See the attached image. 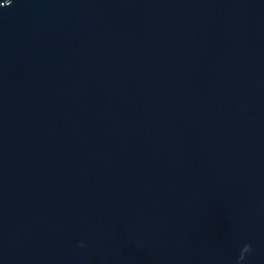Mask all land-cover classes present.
Here are the masks:
<instances>
[{
	"label": "water",
	"instance_id": "1",
	"mask_svg": "<svg viewBox=\"0 0 264 264\" xmlns=\"http://www.w3.org/2000/svg\"><path fill=\"white\" fill-rule=\"evenodd\" d=\"M0 264H264V0H0Z\"/></svg>",
	"mask_w": 264,
	"mask_h": 264
},
{
	"label": "clouds",
	"instance_id": "2",
	"mask_svg": "<svg viewBox=\"0 0 264 264\" xmlns=\"http://www.w3.org/2000/svg\"><path fill=\"white\" fill-rule=\"evenodd\" d=\"M81 246H85L84 245V241H81ZM251 252V245H245L244 248L242 249L241 251V254H240V257H239V260L240 261H243L246 257V255Z\"/></svg>",
	"mask_w": 264,
	"mask_h": 264
}]
</instances>
